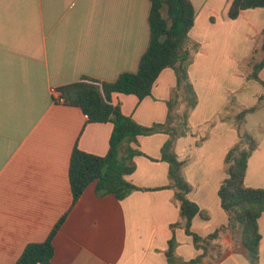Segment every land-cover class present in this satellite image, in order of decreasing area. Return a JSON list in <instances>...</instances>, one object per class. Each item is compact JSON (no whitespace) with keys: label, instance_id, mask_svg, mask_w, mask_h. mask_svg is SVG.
I'll use <instances>...</instances> for the list:
<instances>
[{"label":"crops","instance_id":"0c3cea01","mask_svg":"<svg viewBox=\"0 0 264 264\" xmlns=\"http://www.w3.org/2000/svg\"><path fill=\"white\" fill-rule=\"evenodd\" d=\"M191 2L193 42L202 45L219 29L230 40L238 37V45L246 41L253 47L251 52L258 47L264 8L242 11L230 20L227 11L232 0ZM149 9V0H0V264H15L27 245L44 242L64 214L52 239V264H168L165 252L172 236L178 262L202 255L185 233L175 191L165 188L169 184L168 165L161 160L169 138L165 133L138 136L131 144L140 154L133 158L134 172L125 179L142 190L118 200L112 194L97 195L92 183L72 205L68 180L72 150L77 145L83 152L105 155L112 125L87 123L78 107L59 103L53 96L82 77L113 82L122 73H135L149 44ZM201 49L188 68L198 101L197 84L209 81L206 66L212 61ZM258 54L259 62L263 54ZM175 86L173 70L165 69L149 97L139 101L114 95L112 100L125 116L150 127L166 121ZM258 107L264 108L260 103ZM191 121L193 133L206 125H196L200 121L195 116ZM252 130L260 135L252 136L257 147L248 160L244 184L261 189L264 125ZM201 136L200 132L180 137L174 147L178 160L185 162L183 175L191 188L187 198L206 216H195L190 231L206 239L222 229L216 240L205 245L201 264H242L240 229L227 228L228 215L218 198L227 178L225 158L236 137L232 133L225 140L215 135L199 147ZM258 227V264H264V212ZM215 250L223 254L212 262Z\"/></svg>","mask_w":264,"mask_h":264},{"label":"trees","instance_id":"16d2710c","mask_svg":"<svg viewBox=\"0 0 264 264\" xmlns=\"http://www.w3.org/2000/svg\"><path fill=\"white\" fill-rule=\"evenodd\" d=\"M148 14L149 44L141 56L135 73H122L115 81L105 82L90 77H82L78 82L61 87L59 92L64 104L78 107L90 124H111L112 131L105 155L98 156L83 152L74 146L68 170V180L72 194V205L82 196L86 188L95 183L97 195L112 194L122 200L141 188L125 178L135 170L133 158L140 154L131 144H136L138 136H149L158 132L169 136L161 149V160L168 165V181L165 187L175 191L179 202V217L184 221L185 233L192 238L196 249H202L201 256L189 262H178L174 256L175 238L168 242L165 256L168 264H201L206 253L205 245L218 238V229L206 239L190 231L192 219L200 215L206 218L198 206L188 200L190 185L186 182L183 170L185 162L178 160L174 147L178 138L184 136L183 121L175 116V107L183 105V117L196 108V92L188 78L191 64V51H197L198 43L189 38L194 26L195 10L191 0H149ZM264 8V0H232L227 17L235 20L242 11ZM261 52L263 58L253 65L252 78L264 88L259 72L264 69V29L258 38V47L253 54ZM254 61V57L252 58ZM165 69L173 70L176 86L167 102V117L162 124L143 127L125 116L120 105L114 104V95L134 96L139 101L151 95L152 87ZM181 98V99H179ZM179 99V100H178ZM255 108L243 110L238 118ZM186 120V119H185ZM243 120V119H242ZM182 130L178 132L180 128ZM246 148H234L225 158L227 178L218 190L220 206L228 215V229H240V241L250 264H258L261 234L258 220L264 212V188L245 186L247 163L257 147L255 140L246 135L243 138ZM64 214L53 227L49 237L42 243L25 247L15 264H52L54 247L52 239L63 223ZM176 224L172 227H176Z\"/></svg>","mask_w":264,"mask_h":264},{"label":"rangeland","instance_id":"374dc122","mask_svg":"<svg viewBox=\"0 0 264 264\" xmlns=\"http://www.w3.org/2000/svg\"><path fill=\"white\" fill-rule=\"evenodd\" d=\"M216 23L218 27H223L222 23L219 21ZM218 31H215V33H217L215 38L210 36V39L205 40L204 44H198L196 52L191 51L192 62L189 67L193 64L194 59L200 52L201 48V50H203V48L205 49L206 57L208 55L211 56L212 61H209V64L206 66V69L208 67L210 68L207 69V73L205 75L209 81L202 85L197 84L200 97V100L198 101V95L196 93L197 105L198 102L201 104H199L200 106L198 105V107L196 105L198 109L195 110V112L194 110L189 111L187 117L185 118L186 120L182 118L184 112L182 107L183 105L175 107L174 115L180 116V118L177 123H174V125L180 124L181 120L183 121V126L186 125L184 127L183 137L192 134L196 136L201 132L202 136L197 143L199 147L202 143L208 141L209 138H212L215 135L220 134L225 137V140H227L233 133L236 140L233 144L231 143V140H228V143L232 144L229 151L234 148L245 149L246 144L243 142V138L246 135L251 137L254 136V134L260 135L259 131H253L252 129L259 123L264 125V108L260 109L258 107L259 103L264 107V88L252 78L253 65L258 62L260 54H253V52H251L253 47L247 46L245 44L246 41H244L242 45H238V37L233 36L230 40L228 37H224L221 31H219V35ZM219 36H221V41L219 40ZM253 57L255 58V61H252ZM263 71L264 70L260 72L264 77ZM188 78L193 86L194 83L190 79L189 73ZM259 78L264 81L260 74ZM213 90L214 93L211 94ZM208 103H210V106H208L210 109L209 113L206 114V107ZM215 106L220 108H217L213 114ZM248 107L255 108V111L246 113L244 118H238L239 114L243 110L248 109ZM193 116L199 118L200 123L196 125L206 124L204 128H200V126L196 127L194 133L192 130L193 123L191 121ZM244 120H246V124H242ZM217 125H220L218 126L219 128L214 130V126ZM181 130L182 127L181 129H178V132ZM237 136L239 137L238 142ZM213 253L215 255L212 257L215 259L212 258V262H215V260H217L216 258H220L222 256L223 251L216 254L215 250ZM239 259L242 264H250L247 257L243 254L239 257Z\"/></svg>","mask_w":264,"mask_h":264},{"label":"built area","instance_id":"2783aa9c","mask_svg":"<svg viewBox=\"0 0 264 264\" xmlns=\"http://www.w3.org/2000/svg\"><path fill=\"white\" fill-rule=\"evenodd\" d=\"M53 97H54V100L55 101H57L59 103H62L63 102L62 101V98H61V93L60 92H56Z\"/></svg>","mask_w":264,"mask_h":264}]
</instances>
